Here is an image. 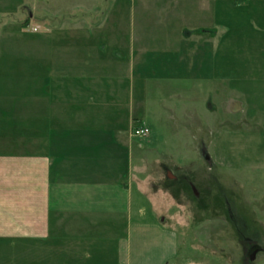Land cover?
<instances>
[{
    "label": "crops",
    "instance_id": "obj_1",
    "mask_svg": "<svg viewBox=\"0 0 264 264\" xmlns=\"http://www.w3.org/2000/svg\"><path fill=\"white\" fill-rule=\"evenodd\" d=\"M76 1L87 14L103 0ZM24 2L0 0V19L18 12ZM103 2L112 25L118 9L127 11L126 32H103L97 41L92 31L97 25L85 34L59 26L32 38L30 62L20 66L11 57L3 59L11 56L10 47L2 45L10 46L13 32L0 22V40L3 33L7 38L0 43V246H11V264H207L182 253L174 230L156 221H132L131 137L118 127L120 118L112 117L114 111L121 113L119 104L130 101L117 90L108 96L101 88L109 77L122 88L126 82L127 87L137 82L146 88H199L197 97L208 104L211 88L228 84L235 89L224 110L234 116L252 112L238 88L261 79L264 84V0ZM158 27L162 31H148ZM66 39L86 40L87 49L85 58L69 68ZM169 40L170 48L162 43ZM33 47H41L43 58ZM230 53L245 65L251 58L254 64L242 66L249 74L230 77ZM101 94H107L102 110L109 113L93 109L99 108L94 104ZM165 112L151 117L167 118ZM186 115L194 150L207 153L205 142L195 139V114Z\"/></svg>",
    "mask_w": 264,
    "mask_h": 264
},
{
    "label": "rangeland",
    "instance_id": "obj_2",
    "mask_svg": "<svg viewBox=\"0 0 264 264\" xmlns=\"http://www.w3.org/2000/svg\"><path fill=\"white\" fill-rule=\"evenodd\" d=\"M24 1V6L18 8V12L0 19L1 23L9 26L6 32H13V38L9 40L10 46L2 45L3 48L10 47L8 52L11 56L6 54L3 59L11 57V61L18 66L30 62L27 56L28 44L30 45L33 37L59 26L62 31H79L78 34L96 31L97 41L102 40L104 33L126 32L127 11L124 13L123 8L118 9L117 18L112 25L114 19L108 20L109 6L104 4V0L92 7H86L90 9L87 14L79 9L82 2L76 0ZM27 19H30L27 25L29 28H19ZM96 25V30L91 31V27ZM32 30H37L38 34L31 33ZM150 30L162 31L161 27L148 29ZM4 34L0 43L7 39ZM85 41L64 42L67 48V68L73 62L76 63V60L85 58L86 55L81 56L87 50L86 44H82ZM106 42L113 41L106 39ZM162 43L168 48L172 47L170 40ZM34 49L37 52L35 56L43 58L41 47ZM50 57L54 59L55 55ZM149 57L154 60L159 56ZM228 57L231 64L227 67L232 68V71H228L230 77L243 71L250 72L249 69H242V66L245 68L252 63L249 56L246 65L239 55L230 53ZM236 62H242L241 67L238 66V72ZM149 64L153 66L152 63ZM153 72L155 71H149ZM259 73L262 74H256ZM109 79L111 77L107 79V86L101 88L104 93L108 96L114 95L117 90L130 101V105L128 101L123 106L119 104L118 110L121 113L114 111L112 117L120 118L118 127H124L126 134L131 137L132 168L129 189L132 198V221H156L174 230L178 234L182 253L196 263L264 264L263 79L258 80V84L254 86L238 88L242 91L240 97L253 107L252 112L244 113L243 116H234L235 114H229L223 108L226 99L232 96L230 91L235 89L228 84L212 87L208 104H204L197 97L199 88H146L138 87L137 82L130 83L128 87L126 82L125 88H122L116 87L114 81L108 82ZM107 94L99 95L100 103L94 104L99 108H93L95 111L109 113L108 109L102 110L103 99ZM192 98L195 103H192ZM164 108L167 118L157 120L151 117H156ZM129 112L132 118L130 123L127 115ZM189 112H193L197 118L195 130L199 132H195V139L205 142L209 150L207 153L205 149L194 150L195 144L189 140L185 129L186 113ZM137 127L147 128L148 135L143 138L132 137L131 132ZM207 154L211 158L209 162L203 159L205 156L209 157ZM251 240L257 241L263 251L249 261L245 251ZM10 250L11 246H0V264H11L8 255ZM23 257L20 262H25Z\"/></svg>",
    "mask_w": 264,
    "mask_h": 264
},
{
    "label": "flooded vegetation",
    "instance_id": "obj_3",
    "mask_svg": "<svg viewBox=\"0 0 264 264\" xmlns=\"http://www.w3.org/2000/svg\"><path fill=\"white\" fill-rule=\"evenodd\" d=\"M263 251V248L258 245V242L255 240H251V243H248V246H246V258L247 260H252L254 257L261 253ZM254 258V259H255Z\"/></svg>",
    "mask_w": 264,
    "mask_h": 264
},
{
    "label": "built area",
    "instance_id": "obj_4",
    "mask_svg": "<svg viewBox=\"0 0 264 264\" xmlns=\"http://www.w3.org/2000/svg\"><path fill=\"white\" fill-rule=\"evenodd\" d=\"M148 134V130L145 128H137L132 132L134 137H145Z\"/></svg>",
    "mask_w": 264,
    "mask_h": 264
},
{
    "label": "trees",
    "instance_id": "obj_5",
    "mask_svg": "<svg viewBox=\"0 0 264 264\" xmlns=\"http://www.w3.org/2000/svg\"><path fill=\"white\" fill-rule=\"evenodd\" d=\"M64 20V18H62V21ZM28 21L29 19L25 20L23 23H22V26L23 27H26L28 25ZM60 23H61V20H60ZM210 164V163H209ZM245 243V242H244Z\"/></svg>",
    "mask_w": 264,
    "mask_h": 264
},
{
    "label": "water",
    "instance_id": "obj_6",
    "mask_svg": "<svg viewBox=\"0 0 264 264\" xmlns=\"http://www.w3.org/2000/svg\"><path fill=\"white\" fill-rule=\"evenodd\" d=\"M205 159L207 160V159H208V157H206V156H205Z\"/></svg>",
    "mask_w": 264,
    "mask_h": 264
}]
</instances>
